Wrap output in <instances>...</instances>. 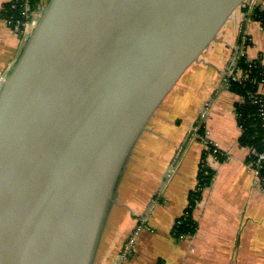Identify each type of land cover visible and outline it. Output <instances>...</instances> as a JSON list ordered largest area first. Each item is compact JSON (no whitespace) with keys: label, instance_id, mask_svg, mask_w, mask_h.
<instances>
[{"label":"water","instance_id":"obj_1","mask_svg":"<svg viewBox=\"0 0 264 264\" xmlns=\"http://www.w3.org/2000/svg\"><path fill=\"white\" fill-rule=\"evenodd\" d=\"M249 2L47 0L0 83V264H95L151 118Z\"/></svg>","mask_w":264,"mask_h":264},{"label":"crops","instance_id":"obj_2","mask_svg":"<svg viewBox=\"0 0 264 264\" xmlns=\"http://www.w3.org/2000/svg\"><path fill=\"white\" fill-rule=\"evenodd\" d=\"M11 1L0 0V83L26 36L1 16ZM249 3L231 15L151 118L119 183L95 264H264V188L250 167V150L238 143L240 98L225 80L242 34L250 42L246 57L264 62V26L251 19L264 0ZM205 140L226 157L215 160ZM202 161L211 180L195 192ZM192 193L199 195L194 206ZM188 210L194 232L180 239L174 227Z\"/></svg>","mask_w":264,"mask_h":264},{"label":"trees","instance_id":"obj_3","mask_svg":"<svg viewBox=\"0 0 264 264\" xmlns=\"http://www.w3.org/2000/svg\"><path fill=\"white\" fill-rule=\"evenodd\" d=\"M17 7L10 10L11 2L5 4L1 12L3 19L11 20L15 22L20 20L22 23L28 21L33 13L37 12L41 7L45 5L47 0H19ZM27 3V15H21V7L19 4ZM245 5V4H244ZM251 19L259 22L264 26V10H256ZM249 41L245 43L246 47L249 46ZM238 46L241 51L242 44L238 41ZM238 51V53H240ZM237 67L242 72L248 74L247 80L234 81L228 79V90L244 99V102H238L234 106L235 115L237 117L238 125L240 126L241 135L238 139V143L242 147H246L250 150L249 162H253L255 153H260L264 148V127L262 125L261 110H264V65H261V60H250L247 57H239L237 60ZM260 89L263 90V95L260 96L261 104L254 103L251 96L257 93ZM256 97V96H255ZM202 129L199 130L202 134ZM262 177H264V171H261ZM200 185L208 184L211 180V172L205 176H201L199 173ZM197 193H192L191 203L194 206V201L198 198ZM190 211L185 213V216L181 219V224L177 227L176 234H190L194 232L195 224L192 220Z\"/></svg>","mask_w":264,"mask_h":264},{"label":"built area","instance_id":"obj_4","mask_svg":"<svg viewBox=\"0 0 264 264\" xmlns=\"http://www.w3.org/2000/svg\"><path fill=\"white\" fill-rule=\"evenodd\" d=\"M18 1L19 0H12L11 1V7H9L10 10H13V9H15V7H17L16 4L19 3ZM19 7H21V9H22L21 15L26 17L27 11H28L27 3H25V4L21 3V4H19ZM35 19L36 18H34V19L30 18L28 21H25L23 23L20 20L12 22L11 20L4 19V21L6 22V24L9 27L14 28V29L19 30V31H22V33L24 32V34L26 35L29 32V30L31 28H33ZM238 41H240L241 44H242L241 51H240V53H237V55H235L233 57V61H232L231 65L228 67L227 77L225 79L226 80V84H228V81H229L228 79H231V80H234V81H237V80L238 81H243V80H247V78H248V74L242 72V70L237 67V60H238L239 57H246V54H244L245 51H246L245 43L247 41H249V40H248L247 37H245L242 34V35H240ZM262 64L264 65V62H261V65ZM262 95H263V90L260 89L256 94L254 93L251 96V98H252L254 103H258V104H260L262 106L261 100H260V96H262ZM239 102L243 103L244 99L240 98ZM261 119H262V125L264 127V110H261ZM204 145H205V149L208 151V153L210 155L213 156V158L215 160H218L220 157H226L225 154L218 149L217 145L212 143L211 141L205 140L204 141ZM253 156H255V158H254L253 162H249L250 163V167L254 171V174H255V176L257 178L256 181H258L259 185L262 188H264V177H262V175H261V171L262 170L264 171V148H263V150L260 153H255ZM207 172L208 171L206 169L205 162L202 161L201 164H200L199 173L203 177V176L208 174ZM200 188H201V185L199 184L198 187L196 188L195 192H198ZM181 219L176 222L175 227H174V231H173V234L176 235L180 239H182V238H184V237H186L188 235V234H176L177 233V227L181 224Z\"/></svg>","mask_w":264,"mask_h":264},{"label":"rangeland","instance_id":"obj_5","mask_svg":"<svg viewBox=\"0 0 264 264\" xmlns=\"http://www.w3.org/2000/svg\"><path fill=\"white\" fill-rule=\"evenodd\" d=\"M39 11L40 10H38L37 12H35V13H33V16L31 17V18H36L37 16H38V14H39ZM11 28V27H10ZM11 29H14V28H11ZM14 30H16V29H14ZM16 31H18V32H20L21 33V35H24V32L22 33V31H19V30H16Z\"/></svg>","mask_w":264,"mask_h":264}]
</instances>
